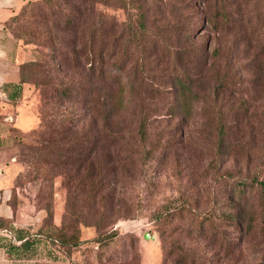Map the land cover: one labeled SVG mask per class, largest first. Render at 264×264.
Returning <instances> with one entry per match:
<instances>
[{
    "label": "rangeland",
    "instance_id": "1",
    "mask_svg": "<svg viewBox=\"0 0 264 264\" xmlns=\"http://www.w3.org/2000/svg\"><path fill=\"white\" fill-rule=\"evenodd\" d=\"M33 1L0 152L27 264H264V0Z\"/></svg>",
    "mask_w": 264,
    "mask_h": 264
},
{
    "label": "crops",
    "instance_id": "2",
    "mask_svg": "<svg viewBox=\"0 0 264 264\" xmlns=\"http://www.w3.org/2000/svg\"><path fill=\"white\" fill-rule=\"evenodd\" d=\"M29 0H0V152L7 136V126L15 124L17 115L7 116V104L17 106L20 99H13V85L21 80L20 65L26 61L20 57L21 44L7 28L9 20L18 14ZM8 86V90L5 89ZM5 135V136H4ZM10 166L0 159V220L11 219L15 227H26L19 219V212L10 204L13 190ZM9 231V230H8ZM7 228H0V264H27L28 260L10 257L7 243L13 240ZM16 240V238H15ZM20 243V242H18Z\"/></svg>",
    "mask_w": 264,
    "mask_h": 264
},
{
    "label": "trees",
    "instance_id": "3",
    "mask_svg": "<svg viewBox=\"0 0 264 264\" xmlns=\"http://www.w3.org/2000/svg\"><path fill=\"white\" fill-rule=\"evenodd\" d=\"M31 3H34L33 0H29L21 9V11L16 14L15 16H13L9 22L7 23V28L11 31V33L13 34L11 28L9 27V25L13 22V21H19L20 19L22 20L23 15L26 13L27 10V5H31ZM35 37L39 38L40 35L36 34L35 32L33 33ZM14 35V34H13ZM14 37L16 38V36L14 35ZM17 41L19 42V38H16ZM20 43V42H19ZM21 44V43H20ZM91 61L93 62V59L91 58ZM34 63L32 61H24L21 65H20V75H21V80L18 84H14L13 85V95L11 96V98L13 99H21L23 92H24V88L25 85L28 84L27 79L25 78V71L26 69L33 65ZM5 89L8 90V86H5ZM140 134L142 136V138L147 137V130H146V122H143L141 124L140 127ZM33 134H36L37 136H40L42 133L38 134V130H34ZM35 135V136H36ZM52 136H50L49 138V143L53 145H57L59 143V141L57 140H53ZM37 139V138H36ZM38 142V139H37ZM40 160H38L36 158L35 155L31 156V159L29 158L28 163L29 166L31 165H35V170L38 171L40 169L41 166L38 165ZM39 175V172L35 173L33 176H31L33 179H37ZM259 184L261 185V191L264 197V180L259 181ZM10 204L13 207V209L16 211V209L19 208V203H18V198H17V194H16V190H12V197L10 200ZM49 215H52V212L49 210ZM0 228H7V231L9 233V235L11 236V238L13 240H11V242L7 243V253L10 257H15L17 259H25L28 261L31 260H35L34 258L37 255V252L39 251V246L41 244V242L43 241V234L41 232H33L32 229L28 228V227H15L12 223L11 219H1L0 220ZM51 241L61 244V245H78L79 243V239H80V230L78 231L77 235H69L68 230L63 229V228H54L53 231H51L49 233L48 236ZM16 238V240H15ZM20 242V243H18Z\"/></svg>",
    "mask_w": 264,
    "mask_h": 264
},
{
    "label": "water",
    "instance_id": "4",
    "mask_svg": "<svg viewBox=\"0 0 264 264\" xmlns=\"http://www.w3.org/2000/svg\"><path fill=\"white\" fill-rule=\"evenodd\" d=\"M144 236H145L146 239H155V236L149 234V232H146V233L144 234Z\"/></svg>",
    "mask_w": 264,
    "mask_h": 264
}]
</instances>
